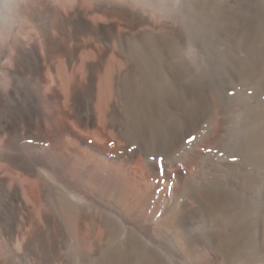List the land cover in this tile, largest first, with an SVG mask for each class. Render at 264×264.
Segmentation results:
<instances>
[{"label":"rangeland","instance_id":"374dc122","mask_svg":"<svg viewBox=\"0 0 264 264\" xmlns=\"http://www.w3.org/2000/svg\"><path fill=\"white\" fill-rule=\"evenodd\" d=\"M71 2L0 0V56L15 72L0 68L8 119L0 132V264H264V0H127L161 26L128 29L117 18V32L126 33L109 41L107 59L126 63L128 75L116 94L120 121L141 137L133 144L144 139L160 151L149 157L158 170L139 157L120 167L108 158L112 144L96 132L86 136L102 149L77 144L67 131L52 135L51 109L36 87L33 63L26 56L11 62L17 37L23 46L40 45L43 54L45 31L66 46L90 40L73 22L56 24L55 8L67 13ZM28 7L34 16L26 23L21 17ZM63 52L49 55L60 67ZM106 72L93 82L95 89ZM60 87L68 91V84ZM74 119L67 123L78 131ZM190 136L195 140L187 143ZM12 154L37 159V172L9 164ZM97 160L116 171L119 197L82 172L90 165L103 172ZM15 185L32 219L20 210ZM67 206L89 214L79 227L69 223ZM188 209L195 210L191 218ZM170 212L178 220L166 224Z\"/></svg>","mask_w":264,"mask_h":264},{"label":"bare ground","instance_id":"6f19581e","mask_svg":"<svg viewBox=\"0 0 264 264\" xmlns=\"http://www.w3.org/2000/svg\"><path fill=\"white\" fill-rule=\"evenodd\" d=\"M70 1H72L71 2L72 4H71V6H69V10L67 13L60 11L59 8H57V7L55 8L56 9L55 10L56 24L62 25L64 21L73 22L76 25H78V27L81 29V31H86L88 36L90 34L92 36V38L90 36L89 37L90 40L84 41L81 39L82 41L80 40L72 46H66L67 44L63 45V43L60 42L61 40H59L57 37H54L53 34H51L49 31H45L44 36H43L44 37L43 42L41 44L42 50L44 51L45 54H43L42 52H41L42 53L41 54L38 52L41 49V48L39 49L40 45L39 46L37 44L32 45V43H30L31 45L29 47H27L29 44L27 46L26 45L23 46L21 44L22 42L21 43L18 42V39H17L18 37L16 36L17 38H14V39H16L17 41L16 40H15V42L13 41V46H12L13 48L10 49L11 54L9 56H10L11 62L13 63V65H17L18 62L20 61L21 57L26 56L33 63V66L36 69V81H35L37 84L36 87H38L40 89L39 92L43 94L42 98H43L44 102H46L50 106V109H51V112L46 116V119L50 122L52 135L57 136V137H63L64 132L67 131V132H70L71 134H74L75 136H77V138H78L77 144L79 142L80 143H86L89 146H92V148L100 149L101 148L100 146L93 143L92 140L90 141L88 139V136H86L87 132H89L91 134L93 133L95 135H96V133H98L105 138L104 140H107V142L112 144L113 149L108 151V155H109L108 158L112 159L114 161V163H116V164L118 163V165L120 167H124V166L129 165L132 161H135L134 159L136 157H139L140 160L142 161V164L144 163V164H146V166H149L154 170H158L159 167L156 165L155 161L151 160L149 158L150 155L156 154L157 152L155 153L154 150L149 145L150 143L148 144L144 139H142V141L139 140L141 142V144L139 146L133 144L131 142V139H135V138L137 139V137L138 138H141V137H139L137 135V133H134L133 130L135 129V127H133V130H132L127 125L124 126L120 121V117H119L120 110L118 107L119 99H118V96H116V94H117L118 89H120V86H122V85L124 86V80H126L125 78L128 75V73H127L128 70H125L126 67H123V65L126 64L125 62L121 63V61H123V60H121V61L115 60L116 58L111 59L112 57L110 58L111 60H108L107 56H109L110 52L113 49L111 44L109 43V41L112 38H114L116 40H122L121 38L126 33V32L123 33V31H122V33L117 32L118 31V30H116V26H117V22H118L117 18L123 19L126 22L128 29L129 28L130 29L140 28L141 30H149V31L159 29L161 26L160 21L153 19L152 16H150L151 14L148 15L149 13L147 14L146 12L141 11V10L137 9L136 7L132 6V4H129L127 2V0L126 1L125 0L124 1L123 0H87L89 3L88 5L86 4L87 6L82 5V3H80L81 0H70ZM26 2H27V0H26ZM181 3H182V1L180 2V5H181ZM135 6H136V4H135ZM22 14L24 15V17H21V16L20 17L24 18L26 23L28 21H31V19L34 16L32 7H28V8H26V10L24 9V12ZM19 15H21V14H19ZM60 23H62V24H60ZM62 41H64V40H62ZM40 43H41V41H40ZM117 45H119V44H117ZM120 48H122V47H120ZM61 50H63L64 52L67 53V55H66L67 57L65 56L67 59L66 60L64 59L65 60L64 64H63V66L60 67V66H58L55 59H53L54 57L51 58V57H49V55L52 56V54L55 52L60 53ZM84 52H86V54H83ZM3 53H5V52H3ZM116 53L118 55H121L118 50ZM56 55H58V54H56ZM1 58H2V56H0V68L6 69L8 73H13L14 70H12V68L10 66H7L4 61L2 62ZM6 59H8V57ZM128 63H130V62L128 61ZM12 67H14V66H12ZM16 67H18V66H16ZM104 70H107V72L103 77V81H101L99 86L95 89L93 82L95 81L96 78H98L100 76L101 71H104ZM60 84H62V85L68 84V91L67 90L63 91L61 89L62 86L59 88ZM186 93L191 94L190 92H187V90H186ZM119 96H120V94H119ZM86 97H88V98L86 99ZM95 97H97V104L93 105L96 102V101H94ZM122 98H124V97H122ZM90 99L92 102L94 101V103L92 104V102L90 101L91 104L88 105L87 108H85V102L87 101V103H88V100H90ZM67 105H70V108H67ZM2 108H4L3 107V94L0 90V132L2 130H4L5 128H7V125H8V119L5 117V114H4L5 110ZM136 111H139V110H136ZM60 116H61V119H58V118H60ZM147 116H148V113H147ZM66 118H69V121H70V118H72V119L75 118L74 120H78L77 122H79V125H78L79 130L77 131V130H75L76 128L71 127L70 126L71 123L69 125L68 124L69 121L67 119V121H68V123H67ZM156 119H157V117H156ZM156 119H154V120H156ZM41 122H43V119H41ZM156 122H158V121H156ZM166 123H168V122H166ZM145 124H146V122H145ZM40 125L42 126L43 124L40 123ZM141 125H143V124H141ZM164 126H167V124ZM137 129H138V127H137ZM148 130H149V128H148ZM163 131H164V129H163ZM67 132L65 134H67ZM171 132H172V130H171ZM141 134H144V133H141ZM168 137H170L169 134H168ZM6 141L10 142V139H7ZM75 142H76V140H75ZM119 142H122V143H119ZM168 145H169V143H168ZM64 153H67V152H64ZM76 154H77V152H76ZM64 156H65V154H64ZM7 157H8V163L9 164H11L12 166L17 167L19 169L26 170L30 174H33V175L37 172V168L40 166V163L37 159L21 156L20 154H12V155L7 156ZM104 157H105V155H104ZM83 162H85V161H83ZM96 164H98L97 167L99 166L100 170H104V171L98 173V171H97L98 168L97 169L93 168V171H94V169H96V172L95 171L92 172L93 166L91 167V165L90 166L83 165V166H86V168L81 169V170L86 175H87V173H89L88 176L92 179V181L94 183H97V185L100 188H105L107 191H110L111 193L113 192V196L115 195L116 198L119 197L121 193L119 194V190H118L119 188H118L116 178H115L116 176H115L114 172H116V171L111 170L109 166H108L109 167V169H108L106 167L107 165L104 164V161L101 162V160L100 161L97 160ZM124 170H126V169H124ZM165 177H167V176L165 175ZM45 186H47V182H45ZM224 190H225V188H224ZM12 192H13L14 198H15L17 204H19V206H20L19 208L22 211L25 218L27 220L32 219V210L29 207V205L26 202H24V199L21 198L17 185H15L13 187ZM188 194H190V193H188ZM204 198H205L204 200L206 201L207 206L210 208L211 203L208 201V199L205 196H204ZM183 204H185V203H183ZM190 210L188 209L186 211V216H188V218L190 217V215L192 217V213L195 211L194 210L193 212H191ZM211 211H214V210H211ZM64 212H65V215L67 216V218L69 220V223L74 227H79V224H81V221L84 218L88 217V215H89L87 212H85L83 210H81V211L76 210L71 206H67L65 208ZM43 214H44V217L46 219L49 218V215L46 212H44ZM176 215L174 214V212H170V214L168 216H166V218L163 219V222L166 224H170L174 221L177 222L178 219L176 218ZM182 215H183V213H182ZM184 216L185 215H183L182 217H184ZM93 217L94 216H92L91 218H93ZM173 224H176V223H173ZM202 227H200V228H202ZM39 229H40L39 225L36 224L35 225V231H39ZM176 229H178V228H176ZM81 233L82 232H80V234ZM181 244L184 248H186V249L188 248L187 247L188 245H186L185 240H184V242L182 241ZM189 248H190V245H189ZM194 250H195V248H194ZM222 250L224 252H226L225 249L222 248ZM188 251H190V250H188ZM208 263H210V262L208 261Z\"/></svg>","mask_w":264,"mask_h":264},{"label":"snow or ice","instance_id":"6c2138e0","mask_svg":"<svg viewBox=\"0 0 264 264\" xmlns=\"http://www.w3.org/2000/svg\"><path fill=\"white\" fill-rule=\"evenodd\" d=\"M193 140H195V136H190L186 142L191 143Z\"/></svg>","mask_w":264,"mask_h":264}]
</instances>
